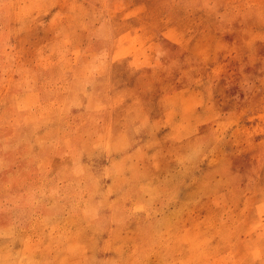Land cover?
<instances>
[{"label":"rangeland","instance_id":"rangeland-1","mask_svg":"<svg viewBox=\"0 0 264 264\" xmlns=\"http://www.w3.org/2000/svg\"><path fill=\"white\" fill-rule=\"evenodd\" d=\"M226 159L236 209L264 190V0H0V205L74 215L100 264H223L186 228Z\"/></svg>","mask_w":264,"mask_h":264},{"label":"crops","instance_id":"crops-1","mask_svg":"<svg viewBox=\"0 0 264 264\" xmlns=\"http://www.w3.org/2000/svg\"><path fill=\"white\" fill-rule=\"evenodd\" d=\"M216 161L223 183L214 186L213 204L201 213L200 224L187 225L191 234L196 230L204 231L201 244L188 235L189 244L191 241L189 253L197 250L196 256L204 255L195 258L199 262L220 255L223 264H256L260 258L264 259V190L256 185L245 194L236 209L231 208L228 202L232 189L242 184L247 176L241 169L233 168L227 159ZM214 173L211 169L209 174ZM237 189L236 186L235 191ZM15 198L11 203L5 200L6 203L0 205V264H59L73 250L80 252L70 256L67 264H100L105 243L94 244V240L83 237H63L67 234L63 231L68 229L63 220L77 217L65 216L60 211L54 221L39 219L33 205L21 202L20 195ZM220 246L229 251L227 255L220 253ZM45 250L52 255H44Z\"/></svg>","mask_w":264,"mask_h":264}]
</instances>
